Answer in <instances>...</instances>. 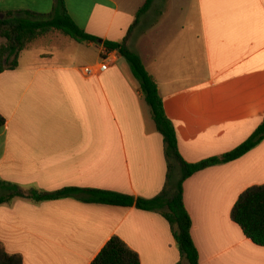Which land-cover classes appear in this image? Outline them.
<instances>
[{
  "label": "crops",
  "instance_id": "0c3cea01",
  "mask_svg": "<svg viewBox=\"0 0 264 264\" xmlns=\"http://www.w3.org/2000/svg\"><path fill=\"white\" fill-rule=\"evenodd\" d=\"M148 1L65 0L81 29L103 42L126 40L140 55L185 161L231 152L264 121V0H153L137 17ZM52 9L53 0H0V13ZM43 39L0 75V180L24 190L159 196L168 175L164 138L128 62L103 43L60 33ZM105 63L108 70L86 74ZM255 186H264V141L185 182L200 264H264V247L232 217ZM114 237L141 264L181 261L170 224L157 212L73 198L0 205V244L23 264H91Z\"/></svg>",
  "mask_w": 264,
  "mask_h": 264
},
{
  "label": "trees",
  "instance_id": "16d2710c",
  "mask_svg": "<svg viewBox=\"0 0 264 264\" xmlns=\"http://www.w3.org/2000/svg\"><path fill=\"white\" fill-rule=\"evenodd\" d=\"M149 0L137 17L148 11ZM132 32V29L130 33ZM52 33H60L77 43L99 44L101 39L81 29L69 14L65 0H53L49 14L33 11H8L0 13V75L19 67V58L32 43ZM103 42V41H102ZM107 53L117 52L129 64L133 76L139 82L145 102L151 109L157 131L163 136L168 165L167 184L163 192L153 199L135 198L120 193L98 190L65 188L55 192L37 189L24 190L21 186L0 180V205L11 204L16 199L34 204L73 198L85 203L120 207H136L139 210L160 213L170 224L181 254L179 264H200V257L192 237V219L184 202V184L195 174L211 167L237 161L253 151L264 141V121L240 146L222 156L189 163L181 156L176 129L165 112L157 83L148 73L138 53L126 43L104 41ZM6 119L0 114V129ZM233 220L254 244L264 247V186H255L241 195L236 203ZM0 264H23L20 255L6 252L0 244ZM91 264H141L136 252L120 238H112Z\"/></svg>",
  "mask_w": 264,
  "mask_h": 264
},
{
  "label": "rangeland",
  "instance_id": "374dc122",
  "mask_svg": "<svg viewBox=\"0 0 264 264\" xmlns=\"http://www.w3.org/2000/svg\"><path fill=\"white\" fill-rule=\"evenodd\" d=\"M174 8L176 9V6H173V10H171V12L170 13H173V14H176V11L174 10ZM91 9V8H90ZM173 11V12H172ZM80 17V16H79ZM76 18L77 19V22L79 23V25H81V27L84 25V23H86L85 22V20H82V18ZM45 39V38H44ZM43 38H40V39H38V41L35 43V44H33L32 45V48H36L37 46L38 47H40V46H42V44L45 42V40H44ZM5 43V41L4 40H2V39H0V45H2V44H4ZM89 57L90 56H88L87 57V55H81V57H80V59L81 60H87V59H89Z\"/></svg>",
  "mask_w": 264,
  "mask_h": 264
},
{
  "label": "built area",
  "instance_id": "2783aa9c",
  "mask_svg": "<svg viewBox=\"0 0 264 264\" xmlns=\"http://www.w3.org/2000/svg\"><path fill=\"white\" fill-rule=\"evenodd\" d=\"M108 68H109V64L108 63H105L101 67H99L97 69V71L94 70L93 68H87L85 70V72H86L87 75H93V74H97V73H102V72L108 70Z\"/></svg>",
  "mask_w": 264,
  "mask_h": 264
},
{
  "label": "water",
  "instance_id": "95a60500",
  "mask_svg": "<svg viewBox=\"0 0 264 264\" xmlns=\"http://www.w3.org/2000/svg\"><path fill=\"white\" fill-rule=\"evenodd\" d=\"M103 42L102 41H100V44H102Z\"/></svg>",
  "mask_w": 264,
  "mask_h": 264
}]
</instances>
